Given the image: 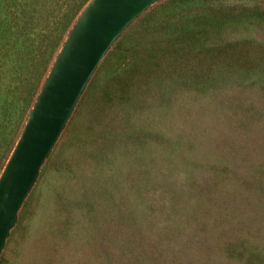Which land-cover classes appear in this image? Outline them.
Masks as SVG:
<instances>
[{
	"label": "rangeland",
	"instance_id": "obj_1",
	"mask_svg": "<svg viewBox=\"0 0 264 264\" xmlns=\"http://www.w3.org/2000/svg\"><path fill=\"white\" fill-rule=\"evenodd\" d=\"M87 1L0 0V46L20 4L37 15L22 29L33 61L8 51L18 92L0 83V172L31 108L23 94L35 96ZM0 264H264V0H157L132 20L42 164Z\"/></svg>",
	"mask_w": 264,
	"mask_h": 264
},
{
	"label": "water",
	"instance_id": "obj_2",
	"mask_svg": "<svg viewBox=\"0 0 264 264\" xmlns=\"http://www.w3.org/2000/svg\"><path fill=\"white\" fill-rule=\"evenodd\" d=\"M157 0H89L41 85L0 172V252L39 170L105 52Z\"/></svg>",
	"mask_w": 264,
	"mask_h": 264
},
{
	"label": "trees",
	"instance_id": "obj_3",
	"mask_svg": "<svg viewBox=\"0 0 264 264\" xmlns=\"http://www.w3.org/2000/svg\"><path fill=\"white\" fill-rule=\"evenodd\" d=\"M23 3L24 4H22V5L20 4V6L18 7L19 9L18 8L16 9L17 12H16V10H15V12H13V15L15 17V25L18 23V21L22 23L18 28H16L15 31L12 30V31H14L12 33V35H14V39L10 38L9 43H7V41H6V42L1 43V46H0V78H1L0 83L1 84L3 83L4 86L6 85V89L8 90V92L10 94H14V93L18 92V90H15V87H14L15 85H14L13 81H11V79L8 78L10 76V72H12V73L15 72L18 69V67L16 65H15V67L12 65V59L9 60V54L10 53L8 51L10 49H12V52L15 55H19V56L29 54V59H30L29 61H33V59H34L33 52L36 51V49L34 48L33 45H26V43H25V41H28L31 39L29 37V34L31 32L25 31L22 29L23 28H34V21L37 20L36 19L37 15H36L35 10L28 7V5L25 4V2H23ZM15 13L17 16H15ZM61 33H59L58 37L55 38V41L60 38ZM61 44H59V48H60ZM52 49H53V46L51 45L50 47L46 48L43 52H41L42 55H40L39 60L41 59L42 61L38 62L39 60H36L33 62V67H35L36 65L38 66V67H35V72L31 76V81L33 82V84H34V81H36V82L38 81V76L40 75V73H42V69H44V66L48 62L49 57H50L51 53L53 52ZM57 52H58V50H57ZM57 52H56V54H57ZM56 54H55V56H56ZM54 58H53V60H54ZM53 60H52V62H53ZM52 62H51V64H52ZM49 68H47V73H48ZM46 74H45L44 78L46 77ZM44 78L41 82V85L44 81ZM41 85H39V89L37 90V93L35 94V96H32V93L34 91L32 85H31V87L29 86L27 93L25 92V94H23V99H25V101H26V99L28 101H30V100H32V97H33V100L31 102V108H32V105L36 99V96H37V94L41 88ZM31 108H30V110H31ZM30 110H29V112H30ZM29 112L27 113V116H28ZM27 116H26V118H27ZM25 121H26V119H25ZM15 142H16V140H15ZM13 147H14V145H13ZM13 147L11 148V151H12ZM11 151H10V153H11ZM10 153H9V155H10ZM8 157L9 156H7V159H8Z\"/></svg>",
	"mask_w": 264,
	"mask_h": 264
}]
</instances>
